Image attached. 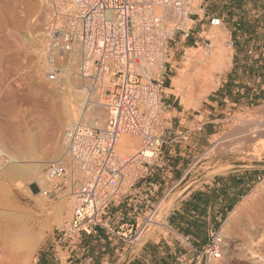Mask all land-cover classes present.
<instances>
[{"label": "rangeland", "instance_id": "rangeland-1", "mask_svg": "<svg viewBox=\"0 0 264 264\" xmlns=\"http://www.w3.org/2000/svg\"><path fill=\"white\" fill-rule=\"evenodd\" d=\"M28 1L31 5L29 14L27 13L28 11L26 12V7L28 9L29 7L24 0H0V9L4 11L1 13L0 10V31H3L5 28V32H1L2 34L0 33V38L6 36V31L11 26V22L7 18L10 17L9 15L12 17L13 14L11 13L14 12L15 15L17 14V19H20H18L20 23L16 26L18 34L17 40H10V43L13 44L10 46L12 48L14 46H16V49L18 48V51H16L19 53L18 57L21 52L19 57L20 61H18L19 64L14 62V65L7 61H4L3 66L0 64V67H3L2 69L0 68V127H2V129H0L4 135L9 136L11 133V138L14 137H12L13 133H17L18 137L15 136L14 138H19V141H22V135L25 137L29 136L30 138L33 136L31 139L33 153L29 154L28 157V153L22 155L18 161L24 162L27 165H33L36 161H41L43 164L47 165L51 161L62 159L64 167L69 171L70 167L68 162L62 157L66 145L63 146L62 154L59 153L55 156H47V154H45L47 148L50 147V139L52 138V134H50L52 133L50 123L54 115L52 110V104L54 102L53 96L56 95L57 91L60 93L66 88L70 89L63 79L57 83L49 82L43 71L42 58L46 43L43 44L40 41V36H42L44 32V20L49 10V2L52 0ZM200 3V7L195 9V11L198 13L199 17L202 18V21L190 22L186 20L184 22V27L185 29H190L189 36L185 39H175V43L169 45V48H171L168 54L170 60L169 64L172 66L170 73L171 81L167 83L165 89L168 95L166 105H170V109L168 108L166 112V117L171 119L173 129H176L178 126V118L182 120L180 124L181 130L185 131V129L202 127L200 132L196 131L197 136H195V139H198V141H194V143L196 142V155L193 160L194 163L191 165L194 166V169L191 175L187 177L186 181L197 174H206L208 172L213 174L234 170L243 166H245L244 168L246 170L255 169V178H258V180L253 186L250 185V188H247L245 196L233 211L229 213L219 228L220 258L210 259L205 262L202 255H198L196 263L264 264V238L262 243L252 245V242L258 234H264V130L256 129L254 125H252L253 123L257 125L264 123V101L256 103L252 101H236L239 100V98L237 96L238 93L235 92L232 98L235 102H225L223 101V94L224 91L228 90L225 86L222 87L230 71L232 73L231 75L234 76L233 79L235 81L237 80L240 73H238V71L234 72L233 70H236L235 65L240 62L248 63V67L252 69V71L245 75L246 79L254 80V77L256 79L260 78L258 85L264 86V71L257 68L264 63V41H262L264 37V21H259V23L250 22V25L257 32V35L249 36L247 33H241L242 36H239V34L236 33V35L232 36L229 31L234 25H227L225 21H222L221 26L212 27L209 25L206 16L203 15V6L206 3L210 6L211 0L194 1V4L197 6H199ZM15 4H17V7ZM212 5L215 9L214 11L221 12L222 9H219L222 7L221 0H216ZM9 6L12 7H10L11 13L10 11L7 13ZM32 6H36V10L34 9V11H31ZM208 6L206 8H208ZM217 32L223 35L222 48L229 61L221 72H210L214 87L206 96L199 99L191 98L187 100L186 104H181V99H183L185 92L189 89L187 87H181V85L177 84L175 81L182 73L184 74L182 71L184 70L183 67L185 64L189 63V60L195 53L212 49L214 42L212 36ZM37 43L41 46V49H43L42 55L37 52L36 48L34 50ZM2 44L3 43H1L0 46ZM3 45L0 47V51L2 52H9V50L12 49L9 46L8 50V48L5 47V45L4 48ZM244 47L247 49L251 48L255 53V58H253V55H249L246 61L243 60L244 58L241 56V53H243L242 50ZM260 62L262 64L259 65ZM16 64L19 65L17 66L18 68ZM232 65H234V68H232ZM68 73L71 76H69L70 85L73 82V85L76 82H80L81 84L84 82L74 76L73 69H69ZM196 84H193L190 88L192 92L196 90ZM85 85L94 93V90L90 88L88 82L87 84L85 83ZM232 90L234 91V89ZM95 97H97L96 93ZM38 107H43V110ZM171 108H174V110ZM78 111L80 110L75 111V124L80 120L78 124L81 125L84 124L85 121L84 119L81 120V118L78 119ZM35 112L36 114H34ZM50 112L51 114L48 115ZM40 113H42L43 116L40 115ZM97 116L103 120V126L99 127V129H102L105 123L104 111L98 109ZM42 118H44V120ZM7 126L11 128L9 129ZM18 126L22 129H19ZM247 126H249V128ZM48 127L49 129H47ZM4 130L9 131V133L4 132ZM204 132L208 133L207 139L203 138ZM250 133L252 134L250 135ZM1 136L3 135L0 134V143L4 145V138ZM49 137L51 138L48 139ZM29 140L30 139L27 138L26 143H28ZM40 140L43 141L41 142ZM137 141V148L133 152H127L121 155H131L135 153L140 148L141 144L138 138ZM10 147L13 148V144L11 146L9 144L7 145L6 151L8 153L12 152ZM7 161V157H0V170L7 165ZM30 162H33V164ZM46 167L47 166H45V168ZM45 168L43 167L40 172L41 177L45 175ZM26 179L27 178H23L21 181H15L7 178L4 174H0V222L3 223L6 219H17L20 228H24L37 236L38 244L34 252L30 255V260L28 259L25 261L26 263L22 262V264H35L38 251L50 242L57 234V230L60 229L64 223L69 221L71 204L68 188L63 189L56 196L48 197V195L45 194L48 188L46 182L41 186L38 182L32 181L26 184ZM78 184H80L78 181L75 182V185ZM165 207L167 208V206L164 205L160 207V214L157 220L167 225L164 221ZM227 221L228 224L224 227ZM151 228L162 231L161 227L153 226ZM150 231L148 233H150ZM170 232L169 229H166L161 235L170 236ZM250 252L256 254L252 256ZM257 257H262L263 261Z\"/></svg>", "mask_w": 264, "mask_h": 264}, {"label": "built area", "instance_id": "built-area-1", "mask_svg": "<svg viewBox=\"0 0 264 264\" xmlns=\"http://www.w3.org/2000/svg\"><path fill=\"white\" fill-rule=\"evenodd\" d=\"M195 0H52L45 16L55 53L48 61L62 59L77 47L80 56L77 73L93 86L102 84L100 76L109 77L104 91L105 124L102 129L81 128V137L69 140L67 161L78 165L84 177H73L59 162L47 164L45 194L58 195L67 189L70 196L69 221L57 230L59 239L73 245L82 235L102 229L118 236L129 247L141 243L159 213L161 201L191 175L194 162L162 200L145 208L130 223L109 228L110 209L131 196L136 185L150 175V169L169 144H184L192 131L202 127L173 129L166 117L169 106L166 85L171 81L169 45L185 39L190 29L186 20L201 22ZM212 27L221 19L205 14ZM145 63L155 68L149 77L139 70ZM145 67V66H144ZM48 70L49 80L59 72ZM99 85V86H100ZM179 124V123H178ZM181 124V123H180ZM179 124V125H180ZM122 135L136 136L141 147L133 155H119L116 145ZM197 162V161H195ZM80 184L75 185V182ZM209 243L200 252L205 262L220 258L219 229L209 230Z\"/></svg>", "mask_w": 264, "mask_h": 264}, {"label": "crops", "instance_id": "crops-1", "mask_svg": "<svg viewBox=\"0 0 264 264\" xmlns=\"http://www.w3.org/2000/svg\"><path fill=\"white\" fill-rule=\"evenodd\" d=\"M215 1L211 0L210 6L207 3L203 6V14L220 18L227 25H234L229 31L232 36L236 35L235 32L241 35L236 26L239 23L264 21V0H239V6L234 3L235 0H221L220 13L214 11L212 4ZM242 51L243 60L246 61L249 55L255 58L251 48L244 47ZM248 65L243 62L235 65L236 70L233 71L240 73L236 81L231 71L228 73L222 85L228 90L224 91L223 101L235 102L232 100L235 92L239 98L236 101H264V86L258 85L260 78L247 80L245 77L252 71ZM259 69L264 71V63ZM181 121L178 118L179 124ZM195 136L197 133L192 131L189 141L184 144L166 145L151 167L150 175L136 185L131 196L122 200L120 205L111 207L109 228L112 231H116L121 224L132 222L145 208L159 203L162 196L178 183L187 166L195 159L194 141H198ZM207 137L208 133L204 132L203 138ZM244 167L213 174H197L188 181L185 179L160 203L159 208L167 206L164 221L168 226L163 223L155 225L161 227L162 231L151 228L150 233H146L144 240L135 247L129 248L118 236L102 229L82 235L73 245L59 239L56 234L38 251L35 264H122L124 261V264H197L196 248L200 234H204L209 243V230L221 227L245 196L247 188L258 180L255 178V169L246 170ZM231 203L233 207L228 211ZM166 229L171 231L170 236L161 235Z\"/></svg>", "mask_w": 264, "mask_h": 264}, {"label": "bare ground", "instance_id": "bare-ground-1", "mask_svg": "<svg viewBox=\"0 0 264 264\" xmlns=\"http://www.w3.org/2000/svg\"><path fill=\"white\" fill-rule=\"evenodd\" d=\"M24 1L26 2V5L29 7V9L26 7V12L28 11L27 13L29 14L30 7H31L30 2L28 0H24ZM21 2H23V1H21ZM8 4H10V3H8ZM16 5L17 4H15V6ZM10 7L11 6H9V9H10ZM35 7L36 6H34V7L32 6L31 11H34V9L36 10ZM6 9H7V7H6ZM9 9H8L7 13L9 11L11 13V9L10 10ZM14 10H15V8H14ZM2 11L3 10H1V13H2ZM11 14H13L12 17H11V15H9L10 17L7 15L9 17L7 19L11 22V23L7 22V23H10L11 26L6 31L7 32L6 36L0 38V44L3 43L5 45V47L8 48V50H9V46L12 44V43H10L11 42L10 40H13V39L17 40L18 34H17L16 26L18 25V23H20V22H18L19 18L17 19V17H16L17 14L15 15L14 12H12ZM188 21L192 22L191 20H188ZM1 23H3V22H1ZM22 28H23V26H22ZM4 29H3V31H0V33L5 32ZM212 38L214 41L212 49L209 51L203 50L200 53H198V52L195 53L192 56V58L189 60V63L185 64V66L183 67L184 70H182V71L184 72V74L182 73L179 76V78L175 81L177 84L181 85V87H183V88L187 87L189 89L185 92L183 99H181V101H180L181 104H186L187 100L191 99V98L199 99V98L206 96L210 92V90L214 87V83H213L210 72L211 71H213L214 73L215 72H217V73L221 72V70L227 65V63L229 61V59L226 56L225 51L222 48L223 35H221L217 32V33H215V35L212 36ZM40 41L43 44L46 43V45H45L46 47L44 46L45 47L44 53H43V49H41V46H39L38 43L34 47V50L36 48L38 53H40L41 55H42V53L44 54L42 61H43V71L45 73L46 79L52 83H57L63 79L65 81V84L70 87V89H67L65 87L66 89L60 93H58V91H57L56 95L53 94L54 95L53 96L54 102L52 104V110L54 112V115L52 114L53 119L50 123L51 124L50 125L51 132H52L50 134H52L51 135L52 138L51 137L48 138V139L51 138L50 139L51 143L49 142L50 147L47 148V151L45 154H47V156H55V155H58L59 153L62 154L63 146L66 145V149L62 155L63 159L64 158L66 159L68 156V154H67L68 153L67 152L68 151V145H69L68 143H69L70 138L73 135L74 136L76 135L75 139H77V137L78 138L81 137V128H85L88 130V129H99V127L103 126V120L97 116V110L102 109L104 111V108H103L104 104H103L102 100L104 97V91H105L107 83L109 81V77L106 75H103L101 78V76H100L99 80H100V82L102 81V84L100 85V83H99L100 86L99 85L93 86L92 84H90V81H88L86 78L82 77L80 73H77V66H78L79 60H80V56L77 54L78 53L77 47L73 48L68 53H65L66 56L63 57L62 59H56L55 62H54V60H52L51 62L48 61L51 58V56L55 53V49H53L51 47V45H49L50 34H48V32L46 30L45 20H44V32H43L42 36H40ZM4 45H3V47H4ZM17 49H16V46H14L11 49L12 51L11 50H9V52L0 51V64H2L1 66H3L4 61L5 62L7 61L8 63L11 62L12 64H14V62L19 64L18 61H20L19 57L21 55V52H20V55L18 57L19 53L16 52V51H18ZM31 58H32V56H31ZM33 58H34V56H33ZM29 61H30V59H29ZM168 61H170V60L168 59ZM141 64H142V66H141L139 71L145 77L151 76V74L154 72L155 68H153V69L147 68V66L145 65V63H143V61L141 62ZM17 66H19V65L16 64V67ZM55 68L58 70L56 72H59V73L57 74V76L54 80H49L48 75H47L48 70H52V69L54 70ZM69 69H73L74 76L76 78L83 80L84 84L83 83L81 84L80 82H78V83L76 82L73 85V83H74L73 82V83H71V85H72L71 86L70 85V77L71 76L68 73ZM13 71H15V70H13ZM0 76H1V74H0ZM87 82H88L90 88L92 90H94V93L91 90H89L88 87L85 85V83L87 84ZM193 84H196V86H197V88L194 92H192L190 89ZM95 93L97 94V97H95ZM97 98H98V100H97ZM33 102H34V100H33ZM48 102H49V100H48ZM38 108L42 109L43 107H38ZM76 110H80V111H78L79 112L78 119L79 118H81V120L84 119V121H85L84 124H81V125L78 124L80 120L78 121L77 124H75V111ZM45 113H46V111H45ZM34 114H36V112ZM50 114H51V112L48 115H50ZM40 115H42V113H40ZM42 119L44 120V118H42ZM0 122H1V120H0ZM7 123H8V121H7ZM252 125H254V127L256 129L264 130V123L258 124V125L256 123H253ZM0 126H1V124H0ZM247 127L249 128V126H247ZM250 127H252V126H250ZM0 128L2 129V127H0ZM7 128H9V127L7 126ZM18 128H19V126H18ZM1 129H0V134L3 135L1 137L4 138L5 143H4V145L0 143V157L1 156L7 157L8 163L6 166H4L3 169L0 170V174L1 175L4 174L7 176V178L15 180V181H21L23 178H27L25 181L26 184L32 181V182H38V184L40 186L45 182L48 185L46 175H44L45 178L43 176L42 177L40 176V172H41L42 168L43 167L45 168V166H46L45 164H43L41 161H36L35 164H33V162L32 163L30 162L33 165H30V164L27 165L24 162L18 161V159L22 155L28 153L27 154V157H28L29 154L33 153L32 146H31V139L33 136L30 138L27 135H26L27 137L22 135V137H21L22 141H19V138H17V139L14 138L15 136H17V133H13L12 137L13 136L14 137L11 138V135H10L11 133L9 134V136L4 135ZM19 129H22V128H19ZM47 129H49V127ZM20 131H22V130H20ZM4 132L9 133V131H5V130H4ZM254 132H255V130H254ZM21 133H23V132H21ZM251 134L252 133H250V135ZM135 137L136 136H132V135L131 136L122 135L117 142L116 152L119 153V155L125 154L127 152L128 153L133 152L137 148V145H138L137 138H135ZM27 138L30 139L28 141V143H26ZM11 143L13 144V148L10 147L12 149L11 150L12 152L8 153L6 151L7 145L9 144L11 146L12 145ZM47 143H48V141H47ZM140 147H141V144H140ZM133 154H131V155H133ZM22 158H24V157H22ZM51 162H59L60 164L63 165L62 159L61 160H54ZM51 162H49V163H51ZM67 162H68V165L70 167V170H69V174L71 175L70 181L73 180V177L74 178L77 176L78 177H84L85 174L82 171V169L81 170L79 169L78 165L76 166L74 164H71L70 161H67ZM63 167H64V165H63ZM69 195L71 196L72 192L71 193L69 192ZM159 214H160V208H159V213L154 220V224L151 227L158 225V224H162L160 221L157 220ZM18 224H19V221H17V219H13V218L12 219H6L3 223L0 222V264H22V262L24 263L25 261H27L29 259V257H31L30 255L34 252V250L37 247V244H38L37 236L35 234L29 232L28 230L24 229V228H20ZM227 224H228V221L225 222L224 227H226ZM263 238H264V234H258L255 237L254 241L252 242V245H257L258 243H262ZM255 254L256 253H254V252H250V255H252V256H254ZM257 258H260L263 261L262 257H257Z\"/></svg>", "mask_w": 264, "mask_h": 264}, {"label": "trees", "instance_id": "trees-1", "mask_svg": "<svg viewBox=\"0 0 264 264\" xmlns=\"http://www.w3.org/2000/svg\"><path fill=\"white\" fill-rule=\"evenodd\" d=\"M234 3L237 6L240 5V1L239 0H235ZM236 26L238 27L237 29H239L240 33H247L249 36L257 35V32L253 29V27L250 25V23H239ZM235 34H236V32H235ZM262 41H264V37L262 38ZM258 69H259V67H258ZM259 70H261V69H259ZM242 196H244V195H242ZM232 207H233V204L231 203L228 211H230L232 209ZM207 244L208 243L206 242V236L204 234H200L199 243H198L197 248H196L198 255L200 254V252L203 251V249L205 248V246H207Z\"/></svg>", "mask_w": 264, "mask_h": 264}, {"label": "water", "instance_id": "water-1", "mask_svg": "<svg viewBox=\"0 0 264 264\" xmlns=\"http://www.w3.org/2000/svg\"><path fill=\"white\" fill-rule=\"evenodd\" d=\"M130 256V255H129ZM129 256H128V258H129ZM126 261H124V263H125ZM124 263H122V264H124Z\"/></svg>", "mask_w": 264, "mask_h": 264}]
</instances>
